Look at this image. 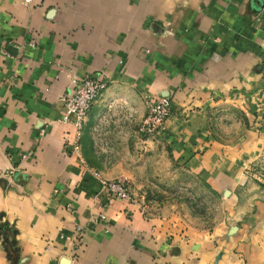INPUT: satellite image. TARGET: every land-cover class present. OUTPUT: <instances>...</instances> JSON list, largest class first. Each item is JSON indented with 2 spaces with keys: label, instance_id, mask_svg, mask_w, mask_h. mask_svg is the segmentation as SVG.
Wrapping results in <instances>:
<instances>
[{
  "label": "crops",
  "instance_id": "crops-1",
  "mask_svg": "<svg viewBox=\"0 0 264 264\" xmlns=\"http://www.w3.org/2000/svg\"><path fill=\"white\" fill-rule=\"evenodd\" d=\"M263 41L264 0H0V264H264ZM82 76L106 86L73 150L59 96ZM146 96L170 102L150 138ZM116 178L135 198L141 181L203 182L223 219L185 230L107 200Z\"/></svg>",
  "mask_w": 264,
  "mask_h": 264
},
{
  "label": "built area",
  "instance_id": "built-area-1",
  "mask_svg": "<svg viewBox=\"0 0 264 264\" xmlns=\"http://www.w3.org/2000/svg\"><path fill=\"white\" fill-rule=\"evenodd\" d=\"M29 3L31 0H23ZM29 46H33L32 41L28 42ZM260 52L264 62V41L259 45ZM3 55L7 56L8 52L3 50ZM106 84L98 76H82L76 79L68 91L59 96V102L63 109L61 121H70L74 128V138L72 141L73 150H77L78 135L83 120L94 100L99 96ZM145 113L138 123L137 131L144 136L150 138L160 135L166 129V122L170 111V102L167 96H159L157 99L153 97H144ZM258 112L259 120L264 119V100L255 104ZM101 189L107 200L119 199L135 203V197L132 193L131 184L125 179L101 180ZM55 192V190H53ZM100 218L103 216L100 215ZM84 227L76 225L73 229L71 241L74 250L80 246V237L84 233Z\"/></svg>",
  "mask_w": 264,
  "mask_h": 264
},
{
  "label": "rangeland",
  "instance_id": "rangeland-1",
  "mask_svg": "<svg viewBox=\"0 0 264 264\" xmlns=\"http://www.w3.org/2000/svg\"><path fill=\"white\" fill-rule=\"evenodd\" d=\"M155 151H152L153 156H156ZM139 183L138 190L143 194L136 195V198L156 210L161 208L164 212L161 217L179 216L185 230L209 231L223 219L221 199L214 196L203 182L176 180Z\"/></svg>",
  "mask_w": 264,
  "mask_h": 264
},
{
  "label": "water",
  "instance_id": "water-1",
  "mask_svg": "<svg viewBox=\"0 0 264 264\" xmlns=\"http://www.w3.org/2000/svg\"><path fill=\"white\" fill-rule=\"evenodd\" d=\"M1 232H4V234L6 235L8 232L13 233V230H12V227L9 226L6 222H1L0 223V233Z\"/></svg>",
  "mask_w": 264,
  "mask_h": 264
}]
</instances>
